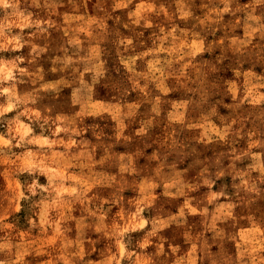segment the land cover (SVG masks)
<instances>
[{
	"label": "rangeland",
	"instance_id": "1",
	"mask_svg": "<svg viewBox=\"0 0 264 264\" xmlns=\"http://www.w3.org/2000/svg\"><path fill=\"white\" fill-rule=\"evenodd\" d=\"M0 264H264V0H0Z\"/></svg>",
	"mask_w": 264,
	"mask_h": 264
}]
</instances>
